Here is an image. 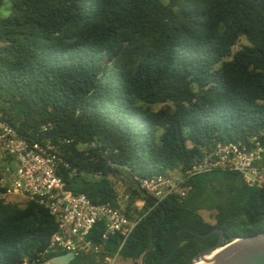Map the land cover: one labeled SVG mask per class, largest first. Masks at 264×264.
<instances>
[{"label":"trees","instance_id":"1","mask_svg":"<svg viewBox=\"0 0 264 264\" xmlns=\"http://www.w3.org/2000/svg\"><path fill=\"white\" fill-rule=\"evenodd\" d=\"M0 119L56 147L70 192L140 218L118 252L125 260L192 264L217 242L204 236L214 229L223 245L264 235V187L237 173L195 176L185 196L156 205L141 188L205 147L264 132V0H0ZM15 197L0 198V264L64 255L46 252L55 218ZM101 232L87 236L98 252L75 256L82 264L117 253L119 237Z\"/></svg>","mask_w":264,"mask_h":264},{"label":"built area","instance_id":"2","mask_svg":"<svg viewBox=\"0 0 264 264\" xmlns=\"http://www.w3.org/2000/svg\"><path fill=\"white\" fill-rule=\"evenodd\" d=\"M0 150L10 159L0 173V198L22 197L37 200L57 222L50 236L47 251H60L78 256L84 251L98 252L87 236L101 224V239L118 236L117 253L105 257L103 264H113L118 252L140 218H128L108 203L93 204L85 194L70 192L55 169L56 147L50 142H28L6 121L0 119ZM214 171L240 175L248 187H264V132L252 137L249 144L217 142L202 149L184 171L153 175L141 180V188L154 205L170 194L185 196L189 180ZM142 203L139 204V208ZM49 264L46 256L40 259Z\"/></svg>","mask_w":264,"mask_h":264},{"label":"water","instance_id":"3","mask_svg":"<svg viewBox=\"0 0 264 264\" xmlns=\"http://www.w3.org/2000/svg\"><path fill=\"white\" fill-rule=\"evenodd\" d=\"M161 225L162 222L151 235L153 249L150 252L154 251L156 247L153 235L160 228ZM215 233L219 235L217 242L211 247L201 251L193 259L192 264H264L263 234H258L250 237H239L223 245L221 230L219 229H214L205 234L204 236ZM146 255L147 253H144L142 255L140 259V264H144L143 260ZM73 258V254L65 253L61 256L52 257L48 261L49 264H69V262Z\"/></svg>","mask_w":264,"mask_h":264},{"label":"rangeland","instance_id":"4","mask_svg":"<svg viewBox=\"0 0 264 264\" xmlns=\"http://www.w3.org/2000/svg\"><path fill=\"white\" fill-rule=\"evenodd\" d=\"M159 107L160 106H157L156 108H159ZM2 156H3V151L0 150V159H1ZM6 164H7L6 162L0 160V166L1 167L5 166ZM13 198H16V197L13 196ZM212 213H213V211H208V210H205V209L200 211L201 216L205 220H207V221H209L211 223L213 222ZM90 252L91 251H89V253ZM70 264H82V259L80 257H74V259L71 261ZM113 264H140V263H139V261L133 262L131 260H125L121 256L118 255L117 257H115V260H114Z\"/></svg>","mask_w":264,"mask_h":264}]
</instances>
